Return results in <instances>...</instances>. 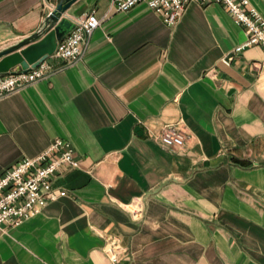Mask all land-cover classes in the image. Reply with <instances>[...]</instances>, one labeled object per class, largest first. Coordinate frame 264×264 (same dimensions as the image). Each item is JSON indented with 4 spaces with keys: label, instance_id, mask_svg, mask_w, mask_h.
Masks as SVG:
<instances>
[{
    "label": "crops",
    "instance_id": "obj_1",
    "mask_svg": "<svg viewBox=\"0 0 264 264\" xmlns=\"http://www.w3.org/2000/svg\"><path fill=\"white\" fill-rule=\"evenodd\" d=\"M58 2L0 0V49ZM92 10L81 59L0 97V175L56 138L80 158L54 180L65 196L0 237V264H112L114 242L117 264H264V48L234 51L248 34L219 2L173 25L145 2L79 0L65 17ZM170 122L183 146L162 144Z\"/></svg>",
    "mask_w": 264,
    "mask_h": 264
},
{
    "label": "built area",
    "instance_id": "obj_2",
    "mask_svg": "<svg viewBox=\"0 0 264 264\" xmlns=\"http://www.w3.org/2000/svg\"><path fill=\"white\" fill-rule=\"evenodd\" d=\"M142 2L147 3L170 25L178 22L191 2L201 5L222 3L235 20L246 28L248 34L246 42L237 46L234 51L253 45L264 48V17L251 4V0H112V8L117 12L128 11ZM103 20L96 10L76 17L72 31L58 42L55 52L37 67L27 71L15 68L0 73V97L47 77L55 69L51 58L66 63L81 59L89 38ZM231 59L225 57L223 62L230 64ZM188 137V133L178 122L165 124L159 135L162 144L167 147L183 146ZM78 167L80 158L73 144L66 139L56 138L38 156L24 158L7 168L0 175V237L40 213L49 202L65 196L67 191L56 188L54 180L64 169ZM119 250L120 246L115 242L106 248L112 264L118 263Z\"/></svg>",
    "mask_w": 264,
    "mask_h": 264
},
{
    "label": "water",
    "instance_id": "obj_3",
    "mask_svg": "<svg viewBox=\"0 0 264 264\" xmlns=\"http://www.w3.org/2000/svg\"><path fill=\"white\" fill-rule=\"evenodd\" d=\"M79 0H59L46 16L42 26L32 34L0 49V73L15 68L27 71L52 55L58 42L67 36L72 24L67 11Z\"/></svg>",
    "mask_w": 264,
    "mask_h": 264
}]
</instances>
